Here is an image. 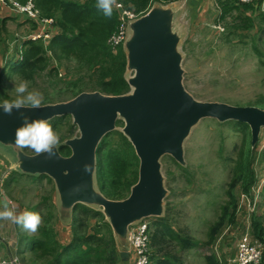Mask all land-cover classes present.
<instances>
[{"label": "rangeland", "instance_id": "374dc122", "mask_svg": "<svg viewBox=\"0 0 264 264\" xmlns=\"http://www.w3.org/2000/svg\"><path fill=\"white\" fill-rule=\"evenodd\" d=\"M152 4L156 5L157 1ZM162 5L166 6L170 3ZM215 8V5L211 6V9ZM3 16H5L4 13ZM210 17L211 15L207 16L208 22H204L201 27L192 24L190 13L185 11L178 21L177 29L183 41L177 51L182 58V85L185 91L199 102H218L234 106H249L264 100V65L261 62V59L264 61L263 34L256 35L257 29H255L244 39L237 36L227 41L225 37L229 35V31L224 30V25L217 19L209 20ZM22 22L10 17L4 26L3 38L0 41V103L7 98L15 99V83L18 84L23 80L19 75L11 73L12 65L9 62L12 56H16V49L21 45L23 38L30 34V25L25 21ZM255 36H258L256 44L262 52L261 56L253 48L252 38ZM242 40L247 43L244 44ZM124 50L127 53L126 46ZM51 64L56 65L52 61ZM130 69L129 75L133 78L136 71ZM64 76V69H60L58 78L48 77L46 71L39 73L35 80H28L31 82L29 89L43 93L42 103H46L44 105L68 102L73 99V93L59 91L65 89V85L61 82ZM133 89L132 87L131 93ZM46 93L49 94L48 100H46ZM69 117L74 127L71 130L72 134H70L69 123L55 125L50 120L54 130L60 135L57 149L67 141L79 138L81 135L79 128L74 124L73 117ZM118 121L114 132L123 133L125 121L123 119ZM110 138L112 143H117L116 135ZM21 149L28 155L35 154L28 148H17L14 141L0 142V164L4 168L3 172L12 171L7 175L6 185L10 186L15 182L14 187L8 188V193L6 191L3 193L22 210L39 212L43 218L40 228L54 227L59 231L67 213L62 211L56 185L48 177L41 178L39 175L20 172L16 162ZM249 149H251L249 160L257 180L251 194L257 197L256 206L259 207V211L262 209L264 212V128L261 130L258 143L253 147L251 131L246 124L238 125L233 121L222 123L216 119L207 118L193 127L183 144L185 166L177 163L170 155H165L160 160L166 191L162 215L142 218L137 222H146L153 232L154 219L169 216L176 231L191 236L199 244L192 250L180 253L183 264H207L209 256H215L219 264H228L222 259L220 262L219 256L224 255L231 259L235 252L237 257L236 245L238 239L245 233L244 225L241 224L240 229L237 225H226L211 245L206 244L210 240L211 227L222 215V205L228 201L226 192L235 179L236 172L241 166L239 164L246 160ZM2 183L5 184V181L2 180ZM233 192L236 203L238 202L239 206L245 205L246 200L241 195L244 192L240 183L235 186ZM253 199L250 198L251 203L254 202ZM101 209L103 210L102 207ZM256 211L257 208H255ZM250 212H252L251 208ZM250 212L246 217L247 222ZM48 213L52 216L47 221ZM115 239L119 253L129 249L128 237L125 242H121L118 237ZM175 245L170 241L167 250L175 251ZM71 258H66V262H69Z\"/></svg>", "mask_w": 264, "mask_h": 264}, {"label": "trees", "instance_id": "16d2710c", "mask_svg": "<svg viewBox=\"0 0 264 264\" xmlns=\"http://www.w3.org/2000/svg\"><path fill=\"white\" fill-rule=\"evenodd\" d=\"M6 1L9 3L8 0ZM17 1L24 3L26 0ZM154 1L163 4L178 0H118V3H122L136 14L145 15ZM216 3L221 11L218 22L223 23L224 30L229 31V35L225 37L227 41L237 36L244 39L255 29H257L256 35L260 33L264 36L262 2L246 4L239 0H216ZM34 4L42 19L53 20L52 37L48 43H45L31 38L27 40L25 36L16 49V56H12L9 60L12 65L11 73L26 80H35L39 73L45 71L48 77L58 78L60 69H64L65 76L61 82L65 85V89L59 91H71L74 95L73 99L84 92H100L108 96L127 95L131 92L128 83L130 75L127 54L123 47L114 50L108 42L119 26V11L116 8L109 18L96 8V0H34ZM0 10L8 16L0 17L1 41L8 18H15L18 21L20 17L9 11L6 13L7 9L1 4ZM23 20L27 21V19ZM27 23H30L29 35L40 28L39 22L28 20ZM257 37L252 38L253 48L261 56L262 52L256 44ZM262 41L264 42V39ZM242 42L247 43L244 40ZM51 61L56 65L52 66ZM261 62L264 65L262 59ZM48 98L49 94L46 93V100ZM7 100L13 99L7 98ZM262 101L264 100L249 106L264 109ZM44 104L46 103H42ZM70 121L69 116L52 120L55 125L69 123L70 134H72L71 130L74 127ZM233 123L242 124L235 121ZM113 135L118 137L117 143L111 142L110 137ZM59 151L64 157L71 155L70 148L65 145H61ZM250 153L251 149L248 151L246 160L239 164L241 166L236 172L235 179L226 192L228 201L222 205V215L211 227L210 240L206 245H211L226 225H239L248 215L246 206L239 209L233 190L240 183L244 192L242 194L251 195L256 185L257 180L249 160ZM139 165V159L128 138L122 132L108 134L97 150L95 180L98 191L109 200H125L130 195L132 187L138 182ZM258 209L257 206V212L251 214L250 223H252L254 236L264 244V226L257 215ZM240 211L243 213H238ZM243 214H245L244 217H242ZM51 216V213H48L47 221L51 219ZM242 225L246 228L245 222ZM153 227L150 264H183L180 253L192 250L199 245L191 236L176 231L169 216L155 218ZM71 231L72 239L64 243L58 239L57 230L54 227L39 228L38 233L42 235V240H38V248L42 252L41 257L48 258L46 264L124 263L112 227L101 209L85 204L75 205L71 213ZM170 241L176 244L173 252L167 250ZM68 257L72 258L66 262ZM207 261V264H219L215 256L207 257ZM260 264H264V251Z\"/></svg>", "mask_w": 264, "mask_h": 264}, {"label": "water", "instance_id": "95a60500", "mask_svg": "<svg viewBox=\"0 0 264 264\" xmlns=\"http://www.w3.org/2000/svg\"><path fill=\"white\" fill-rule=\"evenodd\" d=\"M173 23L171 9L164 11L154 6L129 25L131 36L124 47H127L128 70L136 71L135 77L128 79L131 89L134 88L132 93L108 96L84 92L68 102L36 109L26 106L21 110L33 119L72 116L81 135L64 144L71 150L69 157L62 156L59 148L52 159L46 154L28 155L21 149L16 162L20 172L52 179L66 216L77 204L102 207L114 236L121 242L126 241L129 227L138 220L162 215L166 191L160 160L170 155L185 166L183 144L202 119L248 125L253 147L264 128V109L199 102L185 91L182 58L177 51L179 36L174 33ZM119 119L125 121L123 135L134 147L140 165L138 182L128 198L114 201L98 191L95 173L98 147L105 136L114 132ZM20 123L18 113L0 114V142H13ZM120 255L126 260L129 253L123 251Z\"/></svg>", "mask_w": 264, "mask_h": 264}, {"label": "clouds", "instance_id": "9594fccd", "mask_svg": "<svg viewBox=\"0 0 264 264\" xmlns=\"http://www.w3.org/2000/svg\"><path fill=\"white\" fill-rule=\"evenodd\" d=\"M95 6L99 11L103 12V14L106 17L110 18L113 14L114 8L118 6V0H96ZM262 9L264 10V6H262ZM138 15H140L139 18L143 16L142 14H138ZM129 32H128L127 40L129 39L130 36ZM29 36L31 35L29 34L26 35L27 40L29 39ZM48 41H43V42L48 43ZM124 45H122L121 47L124 48ZM30 83L31 82L26 79L21 80L18 84L15 83L14 91L16 92V98L10 101L5 100L2 103H0V114L7 116H12L14 112L19 114L21 123L17 127L14 136V144L17 146V148H28L38 156L42 154H46L48 159H52L56 156L55 150L60 143L59 133L56 130H54L52 123L49 119L47 118L33 119L30 118L28 115H25V113L21 111L26 106H30L33 109L39 108L43 102V93L35 89L30 90L29 89ZM87 167L88 166L85 165V171H87ZM0 221H7V222H11L12 224L19 225L25 231L31 234V233H36L39 230L41 224L43 223V218L40 215V213L36 211H29L27 209L23 211H18L16 205L12 203V201L8 198V196L5 193L0 192ZM137 223L139 222H136L133 225H136ZM149 231H150L149 232L150 234L149 264H150V251H151L150 225H149ZM129 248L131 249V246ZM0 264H18V261L15 258L11 260L2 259L0 260Z\"/></svg>", "mask_w": 264, "mask_h": 264}, {"label": "crops", "instance_id": "0c3cea01", "mask_svg": "<svg viewBox=\"0 0 264 264\" xmlns=\"http://www.w3.org/2000/svg\"><path fill=\"white\" fill-rule=\"evenodd\" d=\"M214 5L216 8L211 9V6L214 7ZM216 5H217L216 0H178L166 6L162 5V3L157 1V4L156 5L152 4V7L150 9H152L154 6H159V7H162L164 11H166V9H171L173 11L174 13L173 30H174V33L176 32L178 34L179 42L181 44V42L183 41V38H182V35L180 34V31L177 29V25H178V21L180 17L182 16V13L185 11H188L191 15L192 24L202 27L204 22L206 23L208 22L207 16L209 15H211L209 20H212V19L219 20L221 11L219 7H217ZM262 11L264 12V10ZM6 13H8V10L6 11ZM0 17L2 18L7 17L6 14L5 16H3V10H0ZM22 21H25V20H23L22 18H18V22L23 23ZM56 32L59 33L57 29H56ZM3 171H4V168L0 164V192L6 191V193H8V188L14 187L15 182H13L12 185L7 186L6 185L8 181L7 175L12 171H9L8 173H4ZM40 176L41 175H39V177ZM2 180L5 181V184L2 183ZM16 207H18V211H23L19 206L16 205ZM257 215L259 218H261L263 226H264L263 210L260 209L259 211L258 209ZM243 222H246V219L245 220L242 219L239 225H237V228L240 227V225ZM62 223L63 224L59 228V231L56 232L57 237L59 240L63 241L64 243H68L72 239L71 213L70 215L64 218ZM246 228H247V225H246ZM250 234L251 236L255 237L252 223H251ZM38 240H42V235L40 234V232L38 233L37 231L36 233L30 234L29 232L25 231L19 225L12 224L11 222H7V221H0V260L2 259L11 260L13 258H17L18 264H46V260H48V258L41 257L42 252L39 251L40 249L38 248L39 247ZM239 240L240 238L238 239V243H239ZM238 243L236 245V249L238 247ZM127 252L129 253V256L126 260H124L123 264H129V263L134 264L135 257H134L133 250L131 251V249L129 248ZM219 257H220L219 258L220 262H221L220 259H222L228 264H233V261L235 260L236 255L234 252L233 257L231 259L226 258L224 255H221Z\"/></svg>", "mask_w": 264, "mask_h": 264}, {"label": "built area", "instance_id": "2783aa9c", "mask_svg": "<svg viewBox=\"0 0 264 264\" xmlns=\"http://www.w3.org/2000/svg\"><path fill=\"white\" fill-rule=\"evenodd\" d=\"M0 0V4L4 6L12 14L27 20H32L34 22H39L40 28L34 31L29 38L32 40H43L48 41L52 37V27L54 25L52 19L41 18L39 10L35 7L34 0H26L21 3L17 0ZM241 3L246 4H256L262 2L264 6V0H239ZM116 9L119 11V26L117 30L113 33L109 39V44L113 49L119 48L124 45L128 38L129 25L137 20L140 15L136 14L134 11L126 8L123 4L118 3ZM243 198L246 200L245 205H240L239 209L246 206L248 212H250V217L248 222H251V214L255 212L257 208V197L254 194L246 195L242 194ZM250 197L253 199V203L250 202ZM257 212V211H256ZM246 221V231L241 236L238 243V254L233 264H260L263 258L264 244L251 236L250 229L251 223L248 224ZM149 224L137 223L129 229V244L133 250L135 262L134 264H149V244H150V234H149ZM17 261L18 259L15 258Z\"/></svg>", "mask_w": 264, "mask_h": 264}]
</instances>
